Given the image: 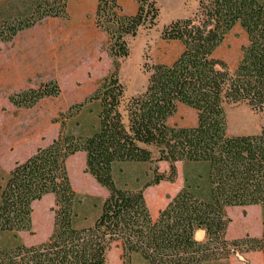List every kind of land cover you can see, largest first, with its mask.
Listing matches in <instances>:
<instances>
[{
	"label": "trees",
	"instance_id": "1",
	"mask_svg": "<svg viewBox=\"0 0 264 264\" xmlns=\"http://www.w3.org/2000/svg\"><path fill=\"white\" fill-rule=\"evenodd\" d=\"M70 0H0V41L11 42L21 32L48 18H67ZM134 15L124 13L118 0H98L95 24L108 36L113 71L83 103L61 113L58 137L10 171L0 185V232H30L33 205L54 196L53 229L36 245L18 243L0 248V264H107L108 253L122 249L123 264L138 254L146 264H210L250 252L264 255V233L229 240L232 222L227 208L264 206V125L256 134L229 135L226 109L247 104L264 107V0H199L193 17L165 26L163 39L182 44L171 64L149 68L148 85L126 97L118 77L120 60L130 56L128 37L158 24L154 0H138ZM239 25L247 36L242 57L232 70L216 56L227 35ZM56 80L10 96L18 108L34 107L58 97ZM92 103H99L98 124L88 134H75L68 121ZM197 113L194 127H175L168 120L179 105ZM83 152L86 173L108 191L95 220L78 223L88 199L72 184L67 163ZM167 162L168 173L155 170L149 186L174 182L176 164L200 165L205 175L184 186L154 220L143 189H124L114 179L122 163ZM94 207L96 205H93ZM203 229L206 239L195 232Z\"/></svg>",
	"mask_w": 264,
	"mask_h": 264
},
{
	"label": "rangeland",
	"instance_id": "2",
	"mask_svg": "<svg viewBox=\"0 0 264 264\" xmlns=\"http://www.w3.org/2000/svg\"><path fill=\"white\" fill-rule=\"evenodd\" d=\"M77 7L78 3L68 5V13L72 17L69 20L41 22L21 32L11 42L0 41V185L16 165L26 161L39 148L50 145L58 137L60 123L55 120L72 106L83 103L113 71L112 60L107 53L108 40L104 43L105 35H101L96 29L90 7L85 10V17L92 49L86 48L80 41V31H76L79 24ZM161 25L162 20L151 29L141 28L136 37H128L131 54L128 58L120 60L118 71V77L126 88L128 98L131 97L130 94L146 88L151 66L171 64L183 50L180 42L163 39L165 26ZM72 31L77 33L65 35ZM245 44L246 33L237 25L227 35L216 56L225 60L234 70L242 57V46ZM4 63L5 68L2 67ZM50 80L58 81L61 86L62 91L58 97L45 98L31 108H18L10 102L12 94L38 88ZM98 113L99 103L84 106L78 115L68 121V130L75 134L90 133L98 124ZM226 113L229 135L256 134L264 125V107L256 111L247 104L231 105L227 107ZM168 123L175 127H194L197 125V113L181 104ZM67 166L73 187L80 193L96 198L84 202L80 208L78 223L85 224L95 220L100 214L108 191L86 173L85 153L80 152L71 157ZM176 166L178 175L174 182L161 181L148 187L155 178L156 169L161 174L169 172L167 162L118 164L115 167L114 179L121 188L143 189L151 215L157 220L159 212L183 188L184 170L191 181H197L199 175H205V169L200 165L186 166L178 162ZM54 204L52 196L36 202L33 206L35 213L32 231L20 232L18 237L12 232H0V248L9 249L20 242L36 245L46 241L53 229ZM237 210L234 206L230 211V216L236 219L237 224L231 235L235 230L239 233L246 229L247 232H254L256 226L253 223L250 227L240 224ZM137 256L139 258L134 257L132 264H146L141 255ZM121 257L122 249L115 246L108 253L107 264H123Z\"/></svg>",
	"mask_w": 264,
	"mask_h": 264
},
{
	"label": "crops",
	"instance_id": "3",
	"mask_svg": "<svg viewBox=\"0 0 264 264\" xmlns=\"http://www.w3.org/2000/svg\"><path fill=\"white\" fill-rule=\"evenodd\" d=\"M154 1H156L157 5L161 9V18L159 17L160 18L159 21L162 20V25H161L162 27L170 24L175 20L186 19L191 17V15H193L196 12L199 6V0H154ZM118 2L122 6L125 14L134 15L137 13L139 7L138 0H118ZM71 3H78L76 16L78 17L79 24H78V30L76 31H80L81 34V37L79 36L78 37L80 38V41L82 42V44L85 45L86 48L92 49L91 47L92 43L88 36L89 31L87 30L88 28H87V18L85 17V10L88 7L91 8V12H93V22L96 27L95 14L98 5V0H70L69 4ZM71 18H72L71 15L68 13L67 18H48L42 21V23L45 21H50L51 23H53L56 19L69 20ZM96 29L101 33V35L102 33L105 35L103 36L105 43L108 40L107 34L101 31L100 29H98L97 27ZM76 31H72L71 33L69 32L65 35L68 36L70 34H75L77 33ZM2 67L4 68L6 67L5 63ZM141 92L138 93L135 92L130 95L134 96ZM49 196H52V198H54V196L51 194L45 197H49ZM34 205H36V202L34 203ZM235 207H237L238 214L240 215V217H238V221L240 222V224L245 227L246 226L250 227V225L253 223L256 226V229L254 232H247L246 229V231H243L242 233H239L238 230H235L233 235H231L232 230L235 228L237 224H236V219L230 216V211L231 209H233V207H228L227 213L228 216L231 218L232 222L230 223L226 232L227 239L232 240L243 237L247 234H249L252 237L262 236V234L264 233V206L250 205V206H235ZM34 213L35 210L33 214ZM195 238L198 241H204L206 239V232L203 229H198L195 232ZM134 257H138V256H134ZM253 261H255V263ZM246 262H248L249 264H264V255L262 252H250L246 254L244 257L242 256H237L233 258L231 257L226 260L211 262L210 264H246Z\"/></svg>",
	"mask_w": 264,
	"mask_h": 264
}]
</instances>
